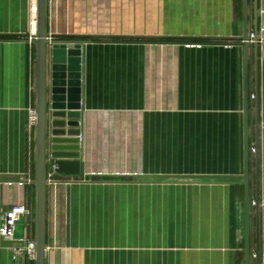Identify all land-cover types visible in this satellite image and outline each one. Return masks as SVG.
<instances>
[{
  "label": "crops",
  "instance_id": "1",
  "mask_svg": "<svg viewBox=\"0 0 264 264\" xmlns=\"http://www.w3.org/2000/svg\"><path fill=\"white\" fill-rule=\"evenodd\" d=\"M247 1L253 34L256 0ZM138 2L47 0L48 33L85 41V174L57 173L47 185L45 264H245L238 151L244 0H163L161 13L138 9L156 1ZM122 6L129 9L123 13ZM35 9L34 0H0V37H13L0 39V224L7 209L27 205L31 213L18 222V239L35 238V127L29 123V108L36 107ZM249 62L256 152V101L264 147V47L257 60L251 43ZM250 166L256 264L257 232L264 256V157L259 189L256 157ZM19 245L0 236V264H25Z\"/></svg>",
  "mask_w": 264,
  "mask_h": 264
},
{
  "label": "water",
  "instance_id": "2",
  "mask_svg": "<svg viewBox=\"0 0 264 264\" xmlns=\"http://www.w3.org/2000/svg\"><path fill=\"white\" fill-rule=\"evenodd\" d=\"M262 0H256V25L251 34L248 18V1L244 0V28L238 37V45L244 50V174L240 176L245 186V264H252L251 249V207L250 165H251V133H250V81H249V48L253 43L256 58L259 59L260 45L256 42L259 27V7ZM47 0H37V36L36 45V109L35 126V240L36 259L34 264H45L46 252V191L47 163L51 159L57 166L58 174L68 176H84L81 162L82 124V46L83 40L58 39L47 31ZM255 35L254 42L252 36ZM255 135L256 145V186L260 185L259 170V102L256 101ZM66 126L69 127L66 129ZM51 128V130H50ZM69 135L70 138L61 137ZM71 143H76L73 145ZM70 144V147L69 145ZM73 148L71 152L66 149ZM263 203L256 195L257 227L260 226L259 205ZM256 264H264V256L260 249V236L257 232Z\"/></svg>",
  "mask_w": 264,
  "mask_h": 264
},
{
  "label": "built area",
  "instance_id": "3",
  "mask_svg": "<svg viewBox=\"0 0 264 264\" xmlns=\"http://www.w3.org/2000/svg\"><path fill=\"white\" fill-rule=\"evenodd\" d=\"M35 1V13L33 15V35L31 41L33 42L37 36V0ZM259 27L256 34V42L260 47H264V0H262L259 7ZM255 35L252 36V42H254ZM37 122V109L35 106L29 108V123L30 126L35 127ZM80 140H83V135L79 134ZM57 166L51 159H48L47 163V180L49 183H54L57 180ZM28 182H31L29 179ZM31 210L25 204H17L7 209L2 215V222L0 224V236L10 241L18 240L21 245L16 249L17 255L22 256L25 260V264H31L36 259V240L35 238L22 237L18 239L16 237V228L18 222L26 215L30 214Z\"/></svg>",
  "mask_w": 264,
  "mask_h": 264
},
{
  "label": "rangeland",
  "instance_id": "4",
  "mask_svg": "<svg viewBox=\"0 0 264 264\" xmlns=\"http://www.w3.org/2000/svg\"><path fill=\"white\" fill-rule=\"evenodd\" d=\"M139 2H138V4H140L141 2H145V1H147V0H142V1H140V0H138ZM150 1H153V2H155L156 1V3H158V6H154V7H148V5H147V7H146V5L145 6H140V5H138V9L139 10H141V9H154V12L155 13H161L162 11H164V7H162V5H161V3H162V1L163 0H150ZM129 9V7L128 6H122V10H123V13L126 11V10H128ZM140 13V12H139ZM240 136V138H239V156L241 157V158H243L244 157V135L243 134H241V135H239ZM261 140V139H260ZM263 147V145H260L259 146V149H258V152H259V158L261 157H264V147ZM253 148H254V145H252V143H251V158H253V157H255V155H256V152H255V150H253ZM34 164H35V161H34ZM251 200H252V205H254L253 203H254V199H252L251 198ZM243 221L241 220L240 221V223H242Z\"/></svg>",
  "mask_w": 264,
  "mask_h": 264
},
{
  "label": "trees",
  "instance_id": "5",
  "mask_svg": "<svg viewBox=\"0 0 264 264\" xmlns=\"http://www.w3.org/2000/svg\"><path fill=\"white\" fill-rule=\"evenodd\" d=\"M13 37H9V36H2V37H0V39H2V40H9V39H12ZM94 40H98V38H93ZM33 170H34V172H35V164H33ZM34 177H35V173H34V175H33ZM32 186H33V189H34V191H35V185L34 184H32ZM31 264H33V263H31Z\"/></svg>",
  "mask_w": 264,
  "mask_h": 264
}]
</instances>
